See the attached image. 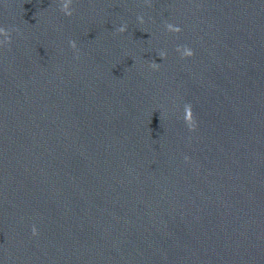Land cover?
<instances>
[{
  "label": "water",
  "instance_id": "water-1",
  "mask_svg": "<svg viewBox=\"0 0 264 264\" xmlns=\"http://www.w3.org/2000/svg\"><path fill=\"white\" fill-rule=\"evenodd\" d=\"M0 264H264V0H0Z\"/></svg>",
  "mask_w": 264,
  "mask_h": 264
},
{
  "label": "clouds",
  "instance_id": "clouds-1",
  "mask_svg": "<svg viewBox=\"0 0 264 264\" xmlns=\"http://www.w3.org/2000/svg\"><path fill=\"white\" fill-rule=\"evenodd\" d=\"M64 8H65V14L66 15H71L72 13H71V11L70 10H67V5H65L64 6ZM137 20L140 22V23H143L144 22V17L142 16V15H138L137 16ZM169 27H171V26H169ZM126 28H127V26L126 25H122L120 28H119V31L120 32H124V31H126ZM177 31H179V29H177ZM72 46L73 47H75V44L73 43L72 44ZM178 51H179V49H177ZM192 53H191V51L190 50H185V52H184V55H191ZM187 110V109H186ZM34 232H35V230H33Z\"/></svg>",
  "mask_w": 264,
  "mask_h": 264
}]
</instances>
